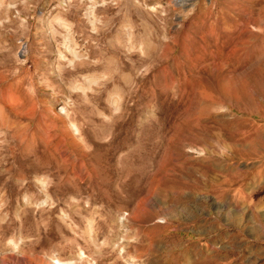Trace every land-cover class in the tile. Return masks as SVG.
I'll list each match as a JSON object with an SVG mask.
<instances>
[{
  "label": "rangeland",
  "instance_id": "rangeland-1",
  "mask_svg": "<svg viewBox=\"0 0 264 264\" xmlns=\"http://www.w3.org/2000/svg\"><path fill=\"white\" fill-rule=\"evenodd\" d=\"M185 245L264 264V0H0V264Z\"/></svg>",
  "mask_w": 264,
  "mask_h": 264
},
{
  "label": "bare ground",
  "instance_id": "bare-ground-1",
  "mask_svg": "<svg viewBox=\"0 0 264 264\" xmlns=\"http://www.w3.org/2000/svg\"><path fill=\"white\" fill-rule=\"evenodd\" d=\"M204 5V4H203ZM197 6V5H196ZM200 7V6H198ZM201 8V7H200ZM198 9V8H196ZM203 9V7H202ZM207 9V8H206ZM257 10V9H256ZM198 11V10H197ZM245 11V10H244ZM215 12V11H214ZM221 13V12H220ZM240 14V13H239ZM243 14V12H242ZM238 15V14H237ZM244 15V14H243ZM242 15V16H243ZM213 16V15H212ZM218 16V15H217ZM241 16V15H240ZM241 16V17H242ZM259 16V15H258ZM237 17V16H236ZM199 18V17H198ZM211 18V17H210ZM239 18V17H238ZM221 19V18H220ZM236 19V18H235ZM244 19V18H243ZM204 20V19H203ZM214 20V19H213ZM228 20V19H227ZM230 20V19H229ZM245 21V20H244ZM218 22V21H217ZM194 24V23H193ZM210 24V23H209ZM235 24V23H234ZM248 24V23H246ZM201 25V24H200ZM229 25V24H228ZM237 25V24H236ZM190 26V25H189ZM197 26V25H196ZM241 26V25H240ZM188 27V26H187ZM199 27V25H198ZM197 27V28H198ZM203 27V26H202ZM205 27V26H204ZM209 27V26H208ZM244 27V26H243ZM194 28V26H193ZM192 28V29H193ZM246 28V26H245ZM243 28V29H245ZM189 30V28H188ZM190 31V30H189ZM200 31V30H199ZM248 31V30H247ZM197 32V31H195ZM240 33V32H239ZM147 36V35H146ZM157 38V37H156ZM152 41V40H151ZM150 39L143 37L141 39V43H143L144 45L149 46V44L151 43ZM159 41V40H157ZM156 43V42H155ZM153 44V43H152ZM157 44V43H156ZM162 44V43H161ZM154 46V45H152ZM151 46V47H152ZM158 46V45H157ZM160 46V45H159ZM262 160V159H261ZM261 166V165H260ZM92 228V227H91ZM223 236V235H222ZM225 239V238H224ZM228 242V241H227ZM183 245V244H182ZM198 245V244H197ZM204 247V246H203ZM201 246H196V247H189V246H182L180 247V249L178 251L175 252V254L171 257L170 259L166 258H162V261L164 264H236V258L234 256H230V254H228L227 252L222 254V252L220 253L218 250H208L207 248H203ZM209 247V246H208ZM211 247V246H210ZM177 250V249H176ZM173 252V251H172ZM172 255V253H171ZM84 256V255H83ZM74 257V256H73ZM62 259V258H61ZM52 260V259H51ZM76 260V259H75ZM73 261V259H72ZM80 261V260H79ZM71 262V261H70ZM69 262V263H70ZM74 262V261H73ZM77 262V261H76ZM53 264H65L63 263L60 259H56L54 258V260H52ZM74 264V263H72ZM77 264V263H76Z\"/></svg>",
  "mask_w": 264,
  "mask_h": 264
}]
</instances>
